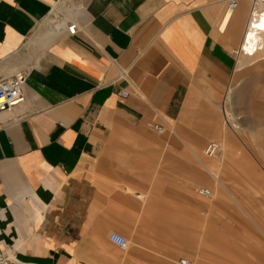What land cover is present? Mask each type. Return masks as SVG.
<instances>
[{
	"label": "crops",
	"instance_id": "0c3cea01",
	"mask_svg": "<svg viewBox=\"0 0 264 264\" xmlns=\"http://www.w3.org/2000/svg\"><path fill=\"white\" fill-rule=\"evenodd\" d=\"M251 8V0L232 14L226 0H0V82L22 77L26 98L0 113V252L13 264L210 260L209 199L239 196L219 176L254 171L224 119L236 50L240 65L264 64L262 40L254 55L242 51ZM211 141L227 151L203 157ZM199 184L212 198L199 202Z\"/></svg>",
	"mask_w": 264,
	"mask_h": 264
},
{
	"label": "rangeland",
	"instance_id": "374dc122",
	"mask_svg": "<svg viewBox=\"0 0 264 264\" xmlns=\"http://www.w3.org/2000/svg\"><path fill=\"white\" fill-rule=\"evenodd\" d=\"M251 44H254L252 40ZM235 54V76L230 87L234 90H231L229 101L225 100V129L236 141V152L246 147L248 157H254V171L247 180L239 178L242 175L237 179H230L225 174L219 176L225 190L237 189L239 196H226L224 190L214 191L213 195L212 191L213 198L209 200L214 202V242L211 252H208L210 260L204 259L202 264H264V64L258 62L244 67L240 65L237 50ZM225 150L227 147L223 145L218 156ZM209 186L199 184L197 189H210ZM242 191H246V195L245 192L240 195ZM221 194L224 196L220 200L225 203L218 200ZM198 200L207 201L199 193ZM248 216L253 221L255 218L256 223L253 224ZM182 258L194 264L186 256Z\"/></svg>",
	"mask_w": 264,
	"mask_h": 264
},
{
	"label": "built area",
	"instance_id": "2783aa9c",
	"mask_svg": "<svg viewBox=\"0 0 264 264\" xmlns=\"http://www.w3.org/2000/svg\"><path fill=\"white\" fill-rule=\"evenodd\" d=\"M227 11L235 10L238 8L240 0H226ZM70 35H75L77 32V25L71 24L67 28ZM24 80L22 77L13 78L0 82V113L14 112L18 107L22 106L25 101V95L23 93ZM128 93L123 92L126 96ZM154 129L161 133L164 131L159 125L154 126ZM223 151V145L216 141H211L207 144L204 149V154L208 158H214L218 156ZM199 194L202 197L210 198L212 196V191L209 188H203L199 190ZM110 241L116 244L121 250H125L128 247L127 240L118 234H112L110 236ZM0 264H13L11 255L6 252H0ZM180 264H191V262L185 258H182Z\"/></svg>",
	"mask_w": 264,
	"mask_h": 264
},
{
	"label": "bare ground",
	"instance_id": "6f19581e",
	"mask_svg": "<svg viewBox=\"0 0 264 264\" xmlns=\"http://www.w3.org/2000/svg\"><path fill=\"white\" fill-rule=\"evenodd\" d=\"M251 1L252 8L248 23L246 25L247 31L245 30L244 38L242 41V44L244 43L242 46V51L244 54H248L247 51L252 48L254 55L255 52L263 49L262 42L264 43V0ZM235 10H229L228 12L232 14ZM251 40L254 42L253 45L251 44Z\"/></svg>",
	"mask_w": 264,
	"mask_h": 264
}]
</instances>
